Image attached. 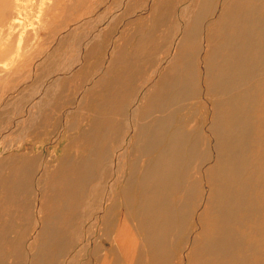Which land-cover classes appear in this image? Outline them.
<instances>
[{"label": "bare ground", "instance_id": "obj_1", "mask_svg": "<svg viewBox=\"0 0 264 264\" xmlns=\"http://www.w3.org/2000/svg\"><path fill=\"white\" fill-rule=\"evenodd\" d=\"M155 1L123 0L127 13L111 28L79 41L80 71L46 78L35 137L63 125L65 142L54 170L41 154L24 155L0 182V264H144L145 252L171 264L178 231L181 243L192 239L186 264H264V0H231L217 14L223 0H183L172 20L140 24L131 53L113 42L124 19ZM7 4L0 0V24ZM86 85L75 116L44 117L49 97L68 89L55 103L68 105ZM199 107L213 112V149ZM192 225L197 241L186 233Z\"/></svg>", "mask_w": 264, "mask_h": 264}, {"label": "rangeland", "instance_id": "obj_2", "mask_svg": "<svg viewBox=\"0 0 264 264\" xmlns=\"http://www.w3.org/2000/svg\"><path fill=\"white\" fill-rule=\"evenodd\" d=\"M8 1H9V4H7L8 12L7 14L3 15V17L7 18V23L0 24V33H1L0 36V182L2 181V179L10 175L11 171L22 162L24 155L41 154L44 159L46 160L49 159L48 165L49 166L51 165L49 169L52 168L53 170L55 169L54 167L58 164V162H60L61 157H59V155L62 150L61 146H63V143L65 142V141L63 142L61 141V139L64 138L62 137L64 133L59 134V130H62L64 126L61 123L60 125H62L63 127L59 126L58 131H57V127L54 126L46 127V129L47 128L52 129L51 132L48 133L49 134L48 139L41 140L39 139V137H35L36 134L39 135L40 132H44L43 127L41 129L37 128L36 123L39 120L38 118L40 112L38 107L39 102H44L45 99L43 98L44 97L46 98L51 92V90L49 91V88L51 87L48 86L49 84L48 80L51 77V75H55L56 73H60L58 74L59 77H65V79H71L76 73L80 71L79 70L80 64L77 63L78 62L77 58H79V60L81 59V62L84 64L82 55L77 57L79 53L78 43L84 37V35L86 36L87 34H89V32L92 34L93 32L97 31L98 28H100V25L101 26L105 25L106 22L107 25H105L104 27L111 28L113 25L111 26L110 24H114V22L119 20L120 17L118 16H122L123 14L127 13L125 11L126 3L124 7L121 6L123 0H81L78 3L77 1L74 3L71 0H8ZM230 1L231 0L221 1L222 6L220 5L217 8L216 14L221 13V11L228 6L227 3ZM4 2L5 0H1L2 4ZM182 4H183V0L155 1L152 7L148 6L144 12L138 13V16L136 17L133 16L131 18L128 17L129 19L128 18L124 19L123 24L125 25L126 22L128 23L126 26V31L125 33H123L122 39L119 38V35L118 37L113 36L112 37L113 42L117 41L119 46H126L125 47L126 51L128 53H131L133 43L137 42L140 38L144 36L145 30L142 29L139 31V26L141 23L143 22L147 23L150 20L156 18L163 19L162 14H166V19L172 20L175 17V14L177 15ZM79 10L80 13H78ZM121 10L123 11V13ZM116 11H118V13ZM68 18H70L68 20L69 23L66 26L65 25L63 26L64 22ZM215 18L216 17L213 16L211 19H215ZM211 19L209 20L207 19L204 25H207ZM101 28H103V26ZM55 30L58 31L54 32ZM66 30L70 34H68ZM64 37L68 39L64 40ZM55 40L58 41L55 42ZM128 41L130 42L127 43ZM204 44L205 47H203ZM58 47L59 49L57 50L56 48ZM207 48L209 49V45L207 46L205 41H202L201 50L198 55V57L200 56L201 57L200 58L196 57V61H197L196 63L201 68H203L207 62V57H206ZM189 50H190L189 53L190 58L193 59L191 57V49ZM44 53L47 56L46 55L44 56ZM73 63L74 64L77 63V64L74 65ZM69 65L72 66L70 67ZM66 72H68L67 73L68 75L66 74ZM99 75L100 74H98V76ZM47 77L49 78L46 79ZM59 80H56L55 84L58 83ZM95 80L96 78L93 80V82ZM53 81L54 78L52 79V82ZM44 83L46 85H44ZM71 85L73 86L74 84L71 83L70 86ZM87 86L88 85L85 86L83 92L79 93V96H77L78 98L75 97L72 103L68 104L69 106L67 105L57 106L55 104L61 98L63 97L65 98L64 94L66 90H64V88L59 97L55 98V94H53L49 98H50V102L51 103L54 102V103L53 104L49 103V107H51L52 105L55 106H52L51 108H49L48 111H45L44 117L48 114L47 118L56 119V121L59 120L58 122H60L61 120L62 121L65 119L69 120L70 117L75 116L76 112L80 108V100L78 104V99L80 98L81 95H83V93H85V89L87 88ZM202 88L200 95H203L204 98V95L206 94V89L204 86H202ZM46 93L49 94L47 95ZM22 94L25 96H23ZM32 97L33 98L35 97L34 98L35 100L37 99V97L40 99L37 103H35L34 102L35 100ZM26 99H28L29 101ZM28 103L30 104V106ZM33 108L35 109L34 112H33ZM12 111L15 112V114ZM200 113L204 119L206 116V122L203 125V130H202L204 134L202 132V135L208 139L207 144L209 145L210 148L213 149L215 139L213 137V134H211L212 132L209 130L212 122L211 118L213 116V112L211 114L210 111L204 110L202 107H199V114ZM13 119H15V121ZM34 126H35L34 130L36 131H34L33 133L31 132V130L33 129ZM73 131L74 130H72V132ZM31 134H33L34 136ZM212 162H213V158L209 162V164H212ZM192 173H194V170ZM202 177H203V182H205L206 177L204 176V174L202 173L195 174V179L200 178L202 180ZM203 185L205 186L204 183ZM205 189L206 190L204 191V195L206 196L207 187ZM198 217H200V215L197 216V218ZM197 218H195V221H197L196 220ZM177 221H181V219ZM177 225H180V222L178 224L176 223V226ZM192 227L187 226L186 233L191 237L193 236L194 238L195 235L199 233V230H196V228L194 227H193L194 230H191ZM178 234L179 231L177 232L176 234L177 236L174 238V242H173L174 243L172 250L173 257L171 264H186L185 261L187 260V257L189 260L192 259L191 250H190L191 249L190 243L192 242V239L191 240L188 239L187 242L181 243L180 235ZM194 239L196 240L197 238L195 237ZM198 240H200V237ZM138 243L140 246L141 243L140 242ZM139 254L140 253H138L137 256H139ZM144 254L145 256L148 257V261L147 262L145 261V263L143 261V263L152 264L151 256L149 254L147 255L146 252ZM123 261L124 259L122 260L121 257V261L119 264H123L122 263ZM135 264H139V261L136 260ZM158 264H162V262H158Z\"/></svg>", "mask_w": 264, "mask_h": 264}, {"label": "crops", "instance_id": "obj_3", "mask_svg": "<svg viewBox=\"0 0 264 264\" xmlns=\"http://www.w3.org/2000/svg\"><path fill=\"white\" fill-rule=\"evenodd\" d=\"M67 93H68V89L66 90V92L64 94L65 97H66ZM61 100H62V98L59 101H61ZM59 101H57L56 103H58ZM67 106H69V105H67Z\"/></svg>", "mask_w": 264, "mask_h": 264}]
</instances>
